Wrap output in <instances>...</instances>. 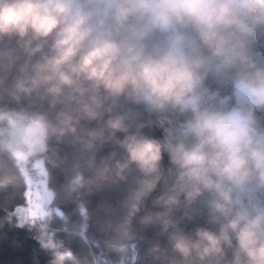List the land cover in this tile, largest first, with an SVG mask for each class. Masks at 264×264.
I'll use <instances>...</instances> for the list:
<instances>
[{"label": "clouds", "instance_id": "clouds-1", "mask_svg": "<svg viewBox=\"0 0 264 264\" xmlns=\"http://www.w3.org/2000/svg\"><path fill=\"white\" fill-rule=\"evenodd\" d=\"M0 211L32 264H264V0H0Z\"/></svg>", "mask_w": 264, "mask_h": 264}, {"label": "water", "instance_id": "water-1", "mask_svg": "<svg viewBox=\"0 0 264 264\" xmlns=\"http://www.w3.org/2000/svg\"><path fill=\"white\" fill-rule=\"evenodd\" d=\"M156 134L159 135V132ZM37 249V242L22 229L12 230L6 235L0 234V264H32Z\"/></svg>", "mask_w": 264, "mask_h": 264}]
</instances>
